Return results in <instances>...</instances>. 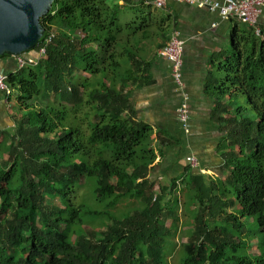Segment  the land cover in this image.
Here are the masks:
<instances>
[{
	"label": "trees",
	"instance_id": "16d2710c",
	"mask_svg": "<svg viewBox=\"0 0 264 264\" xmlns=\"http://www.w3.org/2000/svg\"><path fill=\"white\" fill-rule=\"evenodd\" d=\"M165 6L53 0L42 38L23 53L53 34L36 64L0 56L15 62L1 90L14 108L12 133L0 125V264H166L180 177L192 219L179 264H264V27L258 35L228 18L238 22L230 46L211 53L202 87L222 134L218 174L185 165L155 189L153 141L178 140L153 136L132 90L153 82L147 57L176 27ZM84 183L87 197L76 190ZM251 220L261 233L252 255L242 245Z\"/></svg>",
	"mask_w": 264,
	"mask_h": 264
},
{
	"label": "crops",
	"instance_id": "0c3cea01",
	"mask_svg": "<svg viewBox=\"0 0 264 264\" xmlns=\"http://www.w3.org/2000/svg\"><path fill=\"white\" fill-rule=\"evenodd\" d=\"M165 7L176 15L174 30L179 32L183 40L182 85L177 87L174 84L167 60L153 54L148 56L147 59L152 62L150 76L153 82L132 90L137 118L149 123L153 136L160 134L178 140L176 144L163 142L158 143L159 145H155L157 140L153 141L154 148L159 147L160 151L157 159L161 158V162H158L160 165H156L161 167V176L165 173L169 175L167 182L184 173L185 157L189 155L197 162L195 169L193 168L194 173L200 172L205 177L216 176L222 163L219 150L222 134L218 130V124L210 118L212 100L203 92L202 86L212 65L211 53L229 48V34L237 21L222 19L205 8L182 2L169 1ZM259 24L264 27V8L258 19V30ZM14 64V59H1L0 72ZM184 95L189 113L187 131L182 130L176 113ZM1 124L4 125L3 120L0 121ZM2 127L5 128V125Z\"/></svg>",
	"mask_w": 264,
	"mask_h": 264
},
{
	"label": "built area",
	"instance_id": "2783aa9c",
	"mask_svg": "<svg viewBox=\"0 0 264 264\" xmlns=\"http://www.w3.org/2000/svg\"><path fill=\"white\" fill-rule=\"evenodd\" d=\"M169 1L182 2L205 8L210 12L216 13L222 19L235 18L240 22L252 26L255 32L259 34L257 23L262 9L264 8V0H152L150 3L157 8H163ZM52 36L53 34H49L43 39L41 45L38 46L35 56L25 54L15 56L17 66L21 67L25 64H36L37 59L44 53L45 47ZM182 46L183 40L180 38L179 32L177 30H172L166 44L157 51L159 57L169 62L171 77L177 87L182 85ZM5 80L6 74L0 72V89L8 92ZM176 112L182 130L187 131L189 113L188 102L185 95L181 99ZM185 160L186 163L191 164L194 168L196 159L193 156H186Z\"/></svg>",
	"mask_w": 264,
	"mask_h": 264
},
{
	"label": "rangeland",
	"instance_id": "374dc122",
	"mask_svg": "<svg viewBox=\"0 0 264 264\" xmlns=\"http://www.w3.org/2000/svg\"><path fill=\"white\" fill-rule=\"evenodd\" d=\"M123 19V18H121ZM183 49V48H182ZM183 52V50H182ZM182 56V54H181ZM1 62V59H0ZM11 67V66H10ZM6 71L7 68H5ZM84 75V73H83ZM172 78V77H171ZM10 101H7L5 96L1 93V89H0V121L3 120L4 121V125H5V129L8 131V134L12 133V120L10 117L11 112L13 113V102L14 101V94L12 93L10 96ZM30 102L36 104V105H44L45 102L40 100V99H35L33 98ZM177 113V112H176ZM10 126H7L9 125ZM2 125V124H1ZM2 125V126H4ZM80 127L82 128H86V126L84 124L81 123ZM3 141L5 142V145L8 144L9 142V137L8 135L3 137ZM1 139V138H0ZM159 147H156L155 149V154H156V159L154 160V171H152L149 175L150 179H154L156 181V184L154 186L155 189H157L162 183L167 182V179L169 177V175L167 173H165V175L161 176V174L159 173V170L161 169V167H159L160 163H158L159 161L161 162V158L157 159V157H160V151L158 150ZM159 164V165H156ZM197 164V162H196ZM195 164V165H196ZM186 166L188 165L192 172L193 170V166L189 163L185 164ZM184 165V166H185ZM195 169V166H194ZM209 174V173H208ZM165 177V178H164ZM212 177H215V175H213ZM185 179L180 177L178 180V185L176 187V191H175V198H177V202H176V206H175V213L173 216V218H176V229L174 231V234L172 236L174 245L170 246L167 250H166V264H179L180 263V259H181V246L182 244L186 241L187 239V235L190 232L191 229V219H192V211L189 209L185 208V204H183V200H182V186H183V181ZM170 181V180H168ZM79 193H81L82 196H89V190L87 188V185L81 184L77 189H76ZM56 202L57 204H61L60 200L57 198H53V199H49V202ZM136 199H134L132 202H135ZM130 202V203H132ZM129 203V205H130ZM90 206L95 207L93 204H91ZM98 206V205H96ZM126 206H128V204H126ZM88 217V216H87ZM92 220L90 217L87 218V221ZM96 222L98 221V219H94ZM169 220L167 219L166 224H169ZM107 221V220H105ZM252 221V220H251ZM251 225H249L247 227L248 231V237L243 238L244 242L242 245H246L247 247L245 248L246 252L250 255L252 254H257L258 250H257V241L255 240V238H259L261 233L258 229V227L256 226V224L252 221V223H250ZM94 225H96V223H94ZM91 226V224L89 223L88 225L85 224L83 227L85 230H88V232L91 229H94L96 232H98L100 229L104 228L103 226H94V228L89 227ZM96 228V229H95Z\"/></svg>",
	"mask_w": 264,
	"mask_h": 264
},
{
	"label": "water",
	"instance_id": "95a60500",
	"mask_svg": "<svg viewBox=\"0 0 264 264\" xmlns=\"http://www.w3.org/2000/svg\"><path fill=\"white\" fill-rule=\"evenodd\" d=\"M53 0H0V56H19L38 45L40 18Z\"/></svg>",
	"mask_w": 264,
	"mask_h": 264
}]
</instances>
